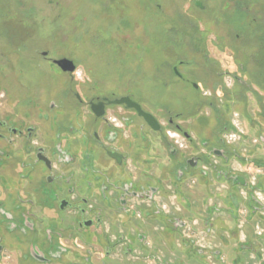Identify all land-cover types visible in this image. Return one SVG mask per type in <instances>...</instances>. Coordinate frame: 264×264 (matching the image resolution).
Listing matches in <instances>:
<instances>
[{"label":"rangeland","instance_id":"374dc122","mask_svg":"<svg viewBox=\"0 0 264 264\" xmlns=\"http://www.w3.org/2000/svg\"><path fill=\"white\" fill-rule=\"evenodd\" d=\"M228 7L225 0H0V264H264V220L253 212L256 193L264 194V147L253 141L261 130L244 119L241 131L246 135L228 145L237 156L230 168L234 174L246 170L250 183L232 188V196L228 182L217 181L215 174L206 178L195 167L179 188L169 168L153 165L152 180L163 173L162 184L169 187L165 202L173 206L160 210L178 215L177 203L184 204L187 224L181 235L174 229L180 224L162 219L156 208L148 210V219L137 217L136 207L131 220L105 214L104 225L81 228L76 205L82 198L89 199L82 205L86 218L97 220L104 207L98 188L86 191L82 146L75 143L74 160L68 153L53 156L57 179L53 185L46 182L48 173L36 164L34 155L40 146L48 153L52 147L47 119L39 115V107H49L59 89L71 82L44 58V52L74 62L72 88L86 99L129 95L161 121L177 120L194 140L184 160L199 156L201 138L214 147L220 132L217 115L235 119L236 110L215 113L210 103L220 106L222 97L196 92L177 79L173 67L185 61L182 72L200 82L193 75L206 72L203 64L215 61L224 70L230 41L236 50L245 48L238 53L240 60L248 63L252 80L264 87L262 74L258 75L264 66L255 59L264 57V28L253 42L249 33L236 41L237 34H246L239 29L241 10L238 7L230 19ZM248 20L244 18L242 24ZM231 107L243 111L242 104ZM258 112L256 100L250 97L248 113L255 117ZM30 128H34L30 139L12 134L14 129L27 134ZM262 130L264 136V124ZM152 141L150 155L155 157L156 136ZM246 157L244 166L241 158ZM250 160L261 165L256 163V168ZM136 166L140 173L142 166ZM71 176L69 193L65 184ZM236 197L241 203L237 207L231 202ZM63 200L73 207L61 210ZM156 201L155 207L164 204ZM196 218L204 222L198 226Z\"/></svg>","mask_w":264,"mask_h":264},{"label":"flooded vegetation","instance_id":"af4514ba","mask_svg":"<svg viewBox=\"0 0 264 264\" xmlns=\"http://www.w3.org/2000/svg\"><path fill=\"white\" fill-rule=\"evenodd\" d=\"M225 2L226 6H229L228 15L230 17H228L230 19H234L235 10L238 7L241 10V21L237 23L241 24L239 29L241 28V31L246 34H237L235 36L236 41H242L248 35L247 33H249V41L253 42L258 39L261 36L262 27L264 28V0H225ZM197 6L204 8L200 2H197ZM244 18L249 19L248 24H242ZM233 24L235 23L231 20L230 25L233 26ZM226 49L231 55L227 65L223 68L224 70L221 71V67L215 61L207 63L209 66L203 64L202 67L207 68L208 71L206 69L204 73H197L198 76L193 75L195 76L194 78L198 77V79H201L202 81L200 82L189 79L186 73L182 72V68L186 65L185 61L182 60L178 66L173 67L177 79L191 84L196 92L201 93L205 97H222V105L219 106L216 102L210 103V107L214 109L215 113L218 114L220 111H224L227 114L233 109L236 110L233 114L235 119H230V114L226 117H219V114H216L217 128L220 131L216 138V144L213 147L210 145V141L208 142L201 138L199 140L200 145L198 144L199 156L188 160H184L182 156L191 150L194 140L188 132L184 131L183 126L177 120L175 121L173 118H170L167 122L161 121L156 114L144 109L129 95L120 97L106 95L86 99L80 91L72 88L76 69L74 72L64 71L55 63L58 60L68 58L53 59L48 56L49 52L43 53L44 58L50 61L62 75L69 76L71 82L69 83L70 87L59 89L58 96L55 97L56 101L51 103L49 107H46V109L39 107V115L45 116L47 119L48 136L52 147L49 153L44 146L36 148L34 152L35 162L48 173L46 182L49 185H53L57 181L56 176H54L55 160L53 156L58 152L60 156L68 153V156L71 157L70 160H74L73 149L75 143L77 142V144L82 146L86 191L89 192L91 187L98 188L104 207L100 208L97 220L86 218V209L82 205H87L89 199L86 197L82 198V201L76 205L79 207L78 213L81 214L82 220L79 222L81 228L104 225L103 218H105V214H109L114 218L118 216L131 220L134 217L133 213L136 207L140 210V215L136 216L148 219L150 217L148 210L156 208V215L172 224H180V228L174 229L179 230V234L181 235L182 229L187 224V221L183 219V216H185L184 204L180 201L177 203L176 210L179 212L178 215L171 211L167 213L164 210H160L162 207L167 208L166 205L169 208H173V206L165 202L167 196L164 194L168 193L167 189L169 187L166 188L162 184L163 180L161 177L163 173L157 178L158 180H152V167L153 165H158V163V166L169 168L179 188L181 187L180 184L184 183L183 179L185 175H188L191 172L190 169H195V167L206 178L209 175L214 176L215 174L217 181L225 180V182H228L230 186L227 192L231 196L235 193L231 189L242 186V182H246V186H248L250 181L245 174L246 170H244L243 174L231 172L230 165L233 160L232 158H236L237 156L235 157V154L233 155L229 151L228 145H232V143L238 140L241 141L243 135H246L245 131H241L242 125L244 126L242 119H244L245 124L249 123L252 128L261 130L260 135L253 141L260 145V147H264L262 130L264 124V87L252 80L248 63L240 60L238 53L242 54L245 48L236 50L229 41ZM255 59L256 63H261L264 66V57L258 55L255 56ZM193 69L191 67V70ZM258 75L264 81V69ZM205 87H210V89L206 90ZM250 97H253L258 104L259 112L255 117L250 116L248 113ZM233 103L236 106L242 104L243 111L239 112L238 108H232L231 104ZM136 105L140 106L144 114L153 117L154 125H151L146 117L137 110ZM112 116L116 118L118 123L114 122L115 120L111 118ZM27 131L28 133L26 134L23 129H14L12 134L21 136L24 139H30L34 135V128L27 129ZM79 133L81 135L77 138L76 136ZM222 133L225 135L223 136ZM231 135H236V139H229ZM154 136H156L159 146V152H156L155 155L157 156L155 157L150 155ZM63 140L66 141L62 148ZM164 155L169 162L165 163L163 161L166 160ZM246 159L247 157L241 158L244 161V166L247 165ZM141 160L145 162L141 163ZM137 163L142 166V168H139L140 173L136 172L138 170ZM249 163L261 165L260 162H255L254 160H250ZM256 168H259V166ZM140 174L144 177L143 179L138 178L141 176ZM72 176L66 179L65 184L69 193L73 192V186H71L70 181ZM158 185H163L165 190L159 189ZM242 196L243 199H247L243 194ZM157 198H159V203H164L162 206L157 204L158 207H155ZM176 198L178 201L179 196H176ZM253 199V202L256 204V209L253 212L257 216L260 215L261 220H264V194L258 191ZM231 202L233 204L236 202L235 207L241 204L237 197L234 202ZM72 207L73 203L69 200H63L60 205V209L63 211ZM215 212L216 210L213 211V214ZM200 220L196 218L194 222L199 226L204 222ZM211 220L213 221V219ZM207 230L211 232L210 228H207ZM176 233L178 234V231ZM259 235L262 236L263 233ZM141 238L142 236H140Z\"/></svg>","mask_w":264,"mask_h":264},{"label":"water","instance_id":"95a60500","mask_svg":"<svg viewBox=\"0 0 264 264\" xmlns=\"http://www.w3.org/2000/svg\"><path fill=\"white\" fill-rule=\"evenodd\" d=\"M58 66H60L64 71H70V72H74L76 67L73 61L69 60V59H62V60H58L55 62ZM137 108V110L146 117V119L150 122L151 125H154V119L152 116L144 114L140 108V106L136 105L135 106ZM242 186H246V182H242L241 183Z\"/></svg>","mask_w":264,"mask_h":264},{"label":"built area","instance_id":"2783aa9c","mask_svg":"<svg viewBox=\"0 0 264 264\" xmlns=\"http://www.w3.org/2000/svg\"><path fill=\"white\" fill-rule=\"evenodd\" d=\"M229 139H236V135H231L230 137H229Z\"/></svg>","mask_w":264,"mask_h":264}]
</instances>
